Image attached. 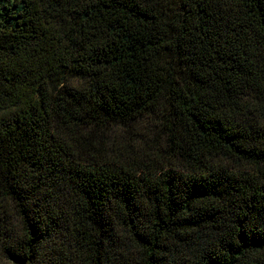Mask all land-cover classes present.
Instances as JSON below:
<instances>
[{"label": "trees", "instance_id": "16d2710c", "mask_svg": "<svg viewBox=\"0 0 264 264\" xmlns=\"http://www.w3.org/2000/svg\"><path fill=\"white\" fill-rule=\"evenodd\" d=\"M0 264H264V0H0Z\"/></svg>", "mask_w": 264, "mask_h": 264}]
</instances>
